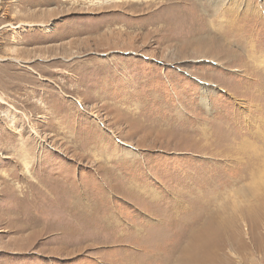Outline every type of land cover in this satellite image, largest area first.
<instances>
[{"label": "rangeland", "instance_id": "374dc122", "mask_svg": "<svg viewBox=\"0 0 264 264\" xmlns=\"http://www.w3.org/2000/svg\"><path fill=\"white\" fill-rule=\"evenodd\" d=\"M215 1L0 0V264H264V0Z\"/></svg>", "mask_w": 264, "mask_h": 264}, {"label": "bare ground", "instance_id": "6f19581e", "mask_svg": "<svg viewBox=\"0 0 264 264\" xmlns=\"http://www.w3.org/2000/svg\"><path fill=\"white\" fill-rule=\"evenodd\" d=\"M187 1V0H186ZM191 1V3L192 2H194L195 1V4H194V6L192 7V11L189 13L190 15H189V18L191 19V20H193L192 22H191V31L189 32V33H191V32H195V30H198L199 32L200 31H203V30H205L206 28H207V21L205 20V19H202V18H200V14H199V12H201L202 10V7L204 8V7H206L205 5L207 4V5H215V3L217 2H219V1H215V0H190ZM204 1V2H203ZM220 2H222L221 4L219 3V5H218V8L216 9V8H213L212 7V11H213V14H215V15H220V12L222 11V13H223V15L224 14H226V13H228V12H230V13H233V11L235 10V9H233V7H227L226 5H225V3L226 2H224V0H221ZM213 5V6H214ZM217 5V4H216ZM173 7H175V6H173ZM216 7V6H215ZM220 7H222L221 8V10H219V8ZM239 7V6H238ZM167 8V7H166ZM165 8V9H166ZM170 8V7H169ZM171 8H172V6H171ZM173 9V8H172ZM209 9V8H208ZM167 10V9H166ZM168 10H170V9H168ZM204 11V10H203ZM181 12V11H180ZM181 15V14H180ZM183 16V15H182ZM204 16V15H203ZM185 18V17H184ZM216 18V17H215ZM238 19V18H237ZM240 20V19H239ZM238 20V21H239ZM199 21V22H198ZM249 21V20H248ZM235 22V19L234 20H231V21H227L226 23H224L225 25L223 26V28L224 29H228L229 27L228 26H233V23ZM243 22V21H242ZM235 24H237V23H235ZM228 28H227V27ZM237 26V25H236ZM209 27V26H208ZM234 28V27H233ZM208 30V29H207ZM218 30V29H217ZM229 30H230V28H229ZM229 30H222V31H224V33H222V38H226V39H230V38H232V37H230L231 35H230V33H229ZM235 30V29H234ZM239 30V29H238ZM221 31V30H220ZM196 33V32H195ZM219 36V35H218ZM243 37V36H242ZM229 42V41H228ZM232 42V41H231ZM229 50V49H228ZM226 53V52H225ZM227 58V57H226ZM0 99L3 101V98H1L0 97ZM220 137H224V136H220ZM218 138V137H217ZM264 138V137H263ZM223 139V138H222ZM225 139V138H224ZM264 140V139H263ZM209 145V144H208ZM249 147V146H248ZM256 147V146H255ZM254 148V147H253ZM257 148V147H256ZM258 150V149H257ZM254 151V150H253ZM253 153V152H252ZM255 153H256V151H255ZM58 183V182H57ZM36 186V185H35ZM42 190V188H40V191ZM58 194H60V193H58ZM43 202V201H42ZM209 202V201H208ZM197 220V219H196ZM198 221V220H197ZM176 222V221H175ZM180 222V221H179ZM195 222V221H194ZM218 222V221H217ZM173 224V223H172ZM177 226V225H176ZM215 227V226H214ZM89 229V228H88ZM165 229V228H164ZM188 229V228H187ZM246 230H248L247 228H245ZM188 231V230H187ZM218 233H219V230H218ZM185 236V235H184ZM207 236V235H206ZM196 239V238H195ZM165 241V240H164ZM139 242V241H138ZM163 242V241H162ZM167 242V241H166ZM194 242V241H193ZM163 247V246H162ZM176 247V246H175ZM174 247V248H175ZM162 249V248H161ZM199 253V252H198ZM207 253V252H206ZM145 255V254H144ZM208 256V255H207ZM151 257V256H150ZM144 258V257H143ZM166 258V257H165ZM154 259V258H153ZM143 260V259H142ZM147 260V259H146ZM158 260V259H157ZM134 262H136V264L138 263V261L136 260V261H134ZM130 264V263H129ZM143 264H153L152 263V261H150V259L148 260V261H145Z\"/></svg>", "mask_w": 264, "mask_h": 264}]
</instances>
